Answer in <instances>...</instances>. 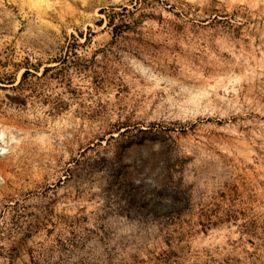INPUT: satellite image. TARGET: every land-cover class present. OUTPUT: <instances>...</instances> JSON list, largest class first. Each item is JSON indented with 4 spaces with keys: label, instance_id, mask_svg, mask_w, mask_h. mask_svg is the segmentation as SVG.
<instances>
[{
    "label": "rangeland",
    "instance_id": "obj_1",
    "mask_svg": "<svg viewBox=\"0 0 264 264\" xmlns=\"http://www.w3.org/2000/svg\"><path fill=\"white\" fill-rule=\"evenodd\" d=\"M0 264H264V0H0Z\"/></svg>",
    "mask_w": 264,
    "mask_h": 264
},
{
    "label": "bare ground",
    "instance_id": "obj_2",
    "mask_svg": "<svg viewBox=\"0 0 264 264\" xmlns=\"http://www.w3.org/2000/svg\"><path fill=\"white\" fill-rule=\"evenodd\" d=\"M7 180V179H6Z\"/></svg>",
    "mask_w": 264,
    "mask_h": 264
}]
</instances>
